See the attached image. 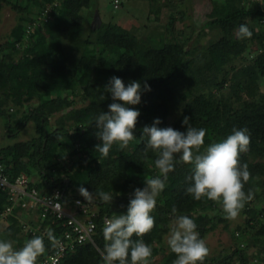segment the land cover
Segmentation results:
<instances>
[{
  "label": "trees",
  "instance_id": "trees-1",
  "mask_svg": "<svg viewBox=\"0 0 264 264\" xmlns=\"http://www.w3.org/2000/svg\"><path fill=\"white\" fill-rule=\"evenodd\" d=\"M212 3L202 30H217L219 37L197 49L190 44L191 36L176 37L168 27L144 39L111 23H101L96 29L89 25L85 34L90 0H0V12L12 5L18 13L9 39L0 43V117L8 138L29 123L35 128L30 140L0 149V165L9 177L37 176L34 186L40 196L60 188L66 204L81 199L97 211L92 242L66 252L59 264H105L103 218L126 213L135 189L144 188L145 179L159 174L154 166L156 154L149 150L144 158L147 137H142L143 128L159 118V127L185 132V116L193 127L207 130L204 147L226 138L233 128L249 129V150L240 160L249 166L252 179L245 192L253 196L243 212L248 226L256 229L255 239L264 254V222L258 223L264 218V24L260 23L264 4L250 0ZM48 8L46 19L39 20ZM241 24L252 31L251 38L238 37ZM114 76L126 86L131 81H139L142 87L146 83L150 90L142 91L140 104L129 105L141 113L133 147L114 145L105 158L95 151L102 142L94 121L113 103L105 89ZM69 151L73 156H67ZM192 174L193 165L178 163L157 197L152 213L155 227L142 237L153 249L149 264L160 254L158 245L170 232L175 216L192 218L201 238L226 219L220 203L207 198L198 201L186 192ZM80 187L92 193L109 192L113 201L97 197L88 202ZM8 205V193L0 190V214ZM0 221L17 249L35 235L45 237L46 252L37 264L53 250L46 230L52 229L56 238L67 230L61 221L40 216L28 220L24 212ZM23 221L34 225L37 233L23 231ZM234 255L246 264L240 250L215 264H224ZM176 258L169 250L161 262L173 264Z\"/></svg>",
  "mask_w": 264,
  "mask_h": 264
},
{
  "label": "clouds",
  "instance_id": "clouds-1",
  "mask_svg": "<svg viewBox=\"0 0 264 264\" xmlns=\"http://www.w3.org/2000/svg\"><path fill=\"white\" fill-rule=\"evenodd\" d=\"M252 35L246 24L240 25L239 38H251ZM145 89L150 90L146 83L142 87L139 81H131L126 86L119 77L110 79L105 90L112 94L113 103L108 106L109 111H102L94 121L99 129L96 135L102 142L95 151L101 156L108 157L114 145L127 148L136 138L135 129L141 113L129 105L140 104ZM161 123L157 118L152 126H145L142 130V137H147L144 158L147 159L149 150L156 154L154 166L159 174L145 179L144 188L135 189L126 213L105 218V264H149L153 249L142 237L155 227L152 213L157 206V197L165 189L168 174L178 163L193 165V174L188 178L191 183L186 192L198 201L207 198L220 203L227 219H235L246 202L252 199L253 194L245 192V185L252 175L248 164H242L240 160L251 143L247 127L233 128L226 138L204 147L207 130L193 127L189 117L185 116L183 120L187 126L185 132L172 127L161 128ZM79 192L88 202L97 197L102 202L113 201L112 194L106 191L92 193L80 187ZM172 212L175 213L176 209L173 208ZM169 227L167 244L177 257L173 264H202L209 249L194 220L186 215L175 216ZM46 235L56 248L59 241L53 230L47 229ZM134 236L138 239H133ZM15 243L12 239L0 240V264H37L38 258L46 252L43 235L26 240L19 249Z\"/></svg>",
  "mask_w": 264,
  "mask_h": 264
},
{
  "label": "rangeland",
  "instance_id": "rangeland-1",
  "mask_svg": "<svg viewBox=\"0 0 264 264\" xmlns=\"http://www.w3.org/2000/svg\"><path fill=\"white\" fill-rule=\"evenodd\" d=\"M186 1L188 0H172L173 3H171V5H173V7L172 9L169 8V12H172L174 20L168 23L166 18L165 20L163 19V22H159L160 20H151L152 18L150 19L152 12L149 9V4L151 0H118L117 4L114 3V0H90V5L92 4V6L86 13L88 19L85 21V34L88 32L89 25L92 24L95 14L98 13L101 23L119 25L138 39H144L151 32H161L164 28L168 27L176 33V37L184 38L185 36H191L192 41L190 44L194 45L195 48L200 49L202 46L207 45L209 41H214L219 37L217 30H202L204 25L203 22L206 20L205 13L212 9L213 0H191L189 2L188 8L189 11L191 10L190 14L192 15L195 13L194 18L197 25L193 32L189 29L190 21L188 19L183 20L182 18L179 20L182 15L178 18L175 12V9H177L176 6L181 5ZM159 2L164 6V3L166 4L168 0H161ZM196 11H200L201 14ZM160 17L162 19L163 14ZM17 23V11L12 5H5L0 12V43H4L9 39L11 31ZM176 25L178 29L176 28ZM178 114L179 112L173 114L170 119H175ZM52 126H54V121L52 122ZM5 131L4 119L0 117V149L17 142L30 140L35 136L33 123H29L20 133L12 138H8ZM132 147L133 141L129 143L128 148ZM66 154L68 157L73 156L72 151H69ZM32 180L35 183L38 181V177L33 176ZM19 214L20 212L18 215ZM208 214H212L211 211H208ZM247 218L248 217L244 214L242 209L235 219L226 218L224 221L218 222L216 227L204 236L203 239L209 249V253L204 259L207 264H215L224 258L233 255L236 250H240L243 255L246 256V264L264 262L260 260L264 254L261 251L260 243L255 239L256 229L248 226L246 223ZM263 222V217L258 219L259 224H262ZM5 226L6 224L3 221H0V240L11 239L6 236L3 231ZM169 234L170 232L159 243L158 246L161 252L152 260V264H162V257L170 250L167 244V237ZM229 261L235 264H241L237 255H234L232 259L227 260L226 262Z\"/></svg>",
  "mask_w": 264,
  "mask_h": 264
},
{
  "label": "built area",
  "instance_id": "built-area-1",
  "mask_svg": "<svg viewBox=\"0 0 264 264\" xmlns=\"http://www.w3.org/2000/svg\"><path fill=\"white\" fill-rule=\"evenodd\" d=\"M250 1L260 5L264 4V0ZM114 3L117 4L118 0H114ZM49 10V8L46 9L39 20H45ZM260 23L264 24V18ZM34 184V181L23 173L17 177H9L0 165V190L8 193L10 201V205L6 206L0 214V220L9 216H18L19 212L20 214L24 212L28 220H34V216L35 219L36 216H40L42 219L61 221L62 226L67 227V230L56 238L59 241L58 246L39 262V264H59L66 252L72 251L77 245L92 242L96 228L93 217L97 211L91 204L81 199L74 200L71 205L66 204L64 193L60 188L46 190L44 195L40 196ZM105 218L109 217H104L103 223ZM21 227L23 231L32 235L37 233L34 225L27 221L21 222ZM224 264L235 263L226 262ZM255 264H264V262H255Z\"/></svg>",
  "mask_w": 264,
  "mask_h": 264
},
{
  "label": "crops",
  "instance_id": "crops-1",
  "mask_svg": "<svg viewBox=\"0 0 264 264\" xmlns=\"http://www.w3.org/2000/svg\"><path fill=\"white\" fill-rule=\"evenodd\" d=\"M159 1H161V0H151V2H150V4H149V9L151 10V12H152V14H151V16H150V19L151 20H156V21H159V22H163V19L165 20V18H166V20H168V23L170 22V20H171V22L174 20V18H173V16H172V12L170 11L169 12V8H171L172 9V7H173V5H171V3H173L172 2V0H168V2L165 4L164 3V6H162V4L159 2ZM191 0H188V1H186L185 3H182L181 5H177L176 6V8L177 9H175V12H176V15L178 16V18H179V16H181L180 18H179V20L182 18L183 20L184 19H188L189 21H190V27H189V29L190 30H192V31H195V26H197L196 25V21H195V13H193L192 15L190 14L191 13V10L189 11V2H190ZM90 6H92V4L90 5ZM168 8V9H167ZM186 8V9H185ZM188 9V10H187ZM211 10V9H210ZM210 10L208 11V12H206L205 14H206V20H207V15H208V13L210 12ZM187 11H188V13H187ZM195 11V10H194ZM167 14H166V13ZM196 12H199L200 13V11H196ZM181 13V14H180ZM163 14V18L161 19V15ZM165 14V15H164ZM189 14V15H188ZM201 14V13H200ZM153 16V17H152ZM173 19H172V18ZM185 17V18H184ZM88 19V18H87ZM206 20H205V22H206ZM205 22H203L204 24H205ZM175 27V26H174ZM176 28L178 29V27H177V25H176ZM34 220H35V216H34Z\"/></svg>",
  "mask_w": 264,
  "mask_h": 264
},
{
  "label": "water",
  "instance_id": "water-1",
  "mask_svg": "<svg viewBox=\"0 0 264 264\" xmlns=\"http://www.w3.org/2000/svg\"><path fill=\"white\" fill-rule=\"evenodd\" d=\"M101 24L100 18L98 13L95 14L93 20H92V29H96L97 27H99Z\"/></svg>",
  "mask_w": 264,
  "mask_h": 264
}]
</instances>
